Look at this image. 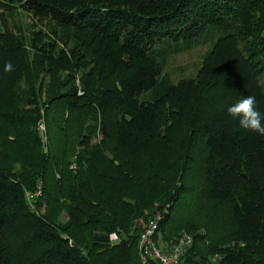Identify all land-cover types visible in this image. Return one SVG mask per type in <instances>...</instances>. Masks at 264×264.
I'll return each mask as SVG.
<instances>
[{"label":"trees","instance_id":"trees-1","mask_svg":"<svg viewBox=\"0 0 264 264\" xmlns=\"http://www.w3.org/2000/svg\"><path fill=\"white\" fill-rule=\"evenodd\" d=\"M6 1L48 16L71 33V56L63 51L65 63L58 64L54 56L48 62L54 85L62 69L91 64L81 79L83 93L73 83L45 104L46 152L42 135L36 130L28 133L30 109L12 113L0 106V117L14 132L23 127L26 142L32 144L28 137L33 136L38 144L25 180L0 164V264H160L140 256L137 242L142 227L134 223L148 214L147 222L157 211L163 214L154 235L160 249L166 251L184 233L191 235L180 264H264V133L242 128L227 111L248 93L264 113V0ZM204 43L213 49L204 56L197 78L174 83V97L168 95L167 80L160 77L165 59ZM1 44H6L2 37ZM20 54L13 45L0 50L3 88L14 85L17 72L29 66ZM7 61L12 71L4 70ZM95 76L101 85L95 84L89 96ZM222 84L229 93L221 97L226 102L219 106L223 114L215 104L205 115L203 109L193 107L194 92L203 103ZM143 94L149 96L142 99ZM169 101H174V179L185 165L180 157L186 159L185 151L198 133L207 151L205 189L226 204L231 229L214 217L211 223H176L174 236L165 237L173 203L166 201L164 210L165 204L154 206V202L160 198L155 189L168 179L162 169L170 158L154 161V148L159 142V103ZM73 113L86 119L85 129L83 123L70 129L67 122ZM96 134L101 139L91 145ZM71 136H78L74 142L78 149L69 147L74 145ZM133 145L140 149L128 156L126 149ZM142 155L145 166L140 168ZM39 187L40 195L30 201L27 192ZM189 188L183 179L174 186V211L180 191ZM53 192L61 193L64 200ZM40 201L64 211L81 234L72 237L41 217ZM112 232L118 235L117 242L110 241Z\"/></svg>","mask_w":264,"mask_h":264},{"label":"rangeland","instance_id":"rangeland-1","mask_svg":"<svg viewBox=\"0 0 264 264\" xmlns=\"http://www.w3.org/2000/svg\"><path fill=\"white\" fill-rule=\"evenodd\" d=\"M1 37L4 39V43L6 41V44L4 46L1 44L0 50L13 45V49L20 51V56L25 57L29 61V66L23 65V69L17 72V75H20V73L22 75H18V80L11 87L3 88V84L0 82V106H6V109L11 110L12 113H18L21 109H30L29 113L31 116L27 117L29 119L27 121L29 125L27 126L28 133H33V130H36L42 135L41 146L44 149L43 151L46 152L49 133L43 115L45 104L53 94L62 92L73 83L77 86L79 93H83L81 79L82 77L86 78L85 73L89 70L91 63H88L86 66L82 64L76 68L71 66V68L62 69L59 72V77H57L56 85H54L51 69L48 68V62L50 57L54 56L56 62L62 64L64 62L63 51L66 56H71L72 51L70 50L73 47L71 33H65L48 16L34 14L22 8L10 6L6 0H0ZM211 49L213 48L210 43L198 44L190 49L172 54L165 59V62L160 67V77L167 80L168 95L171 96L174 93V83L185 78H197L203 58ZM83 57L85 62H89L87 54H83ZM228 78L231 79V75ZM90 81L92 89H89L87 93H89V96H93L94 85H101V82L100 79H97V76ZM262 82L263 79H261V84ZM195 94L196 92L193 93L191 102L193 103V107H197L199 110L203 109L202 114L211 113L210 110L214 109L212 108L214 104L217 105L216 111L219 114L224 113L225 110L220 109V107L224 106L226 102H222L221 97L229 96V93L228 95L226 93L225 85L218 86L215 93L210 96V100L206 98L204 100L209 101H202L203 103H201ZM247 95L248 93H246ZM147 96L149 94H143L141 98L143 99ZM172 96L174 97V94ZM215 99L217 100L215 101ZM225 101H227L226 98ZM256 107H258L257 104ZM159 108L156 120L157 124H159L156 132L159 142H157L154 148V161L166 162L170 159L167 161L166 168L162 169L165 175H168V179H164L162 184L155 189V192L159 193L160 198L159 200H155L154 206L165 204L163 207L165 209L167 208L166 201L173 203L171 214L165 224L166 239L169 235L174 236L176 223H179V226H183L181 224H185V226L191 225L192 223H199L204 220L211 223L214 217L219 219L220 225L231 229L233 223L227 222V219L230 218V213H228L227 208L225 209L226 206L224 207L226 204L213 199L205 189L207 167L204 156L207 151L204 143L199 140L198 133L195 134V138L185 151L186 159L185 155L182 158L180 157L185 162V165L180 168L182 171L180 179L177 176L174 179V101L167 103L160 102ZM72 116L69 122H67L70 125V129L75 126L79 127L80 123H83V129H85L88 123L86 119L80 114L75 115L73 113ZM209 117L211 116H204L202 118L207 119ZM40 122L44 125V129L39 126ZM179 126L180 124L176 127V133L179 131ZM22 131L26 130L20 127L18 131L14 132L12 126L3 117H0V164H5L8 168L12 169L18 178L25 180L27 173L30 171L28 164L34 159V154L36 155L37 153L35 145L38 144L34 142L35 138L32 135V137H28L32 144L26 142V137L22 135ZM99 139H101L100 134L92 135L90 138L91 145H94ZM71 140L73 142L71 141L70 144L79 141L78 136L73 139L71 136ZM77 145L81 144L77 143ZM69 147H72L74 150L79 148L75 143L74 145H69ZM139 149L140 147L133 145L129 149H126V153L128 156L135 155V152ZM142 157L143 155L138 159L140 160L138 161L140 168L145 166V162L143 164V160H141ZM71 167L74 168L73 165ZM182 179L184 184L186 183L190 188L180 191L178 196L181 200L176 202V209L174 211V186H178ZM144 182L146 189L150 190L151 181L147 179ZM53 194L54 197L61 201L64 200L61 193L53 192ZM127 200L130 202L134 201L131 199ZM38 212L41 217L58 226L60 231L69 233L72 237L81 234L80 230L73 225L64 211H59L56 207L49 206L47 203L40 201ZM147 217H149L148 214L144 218L137 217L134 223L143 227ZM222 231L226 233L224 229ZM83 244H86V242H83Z\"/></svg>","mask_w":264,"mask_h":264},{"label":"built area","instance_id":"built-area-1","mask_svg":"<svg viewBox=\"0 0 264 264\" xmlns=\"http://www.w3.org/2000/svg\"><path fill=\"white\" fill-rule=\"evenodd\" d=\"M39 126L44 129L42 122ZM41 193L40 187L34 192H27L29 200L32 202ZM31 203V202H30ZM165 210V209H164ZM163 218L161 211L154 213L147 222L144 223L138 237V250L142 259L145 258H155L160 264H180V257L184 252L186 245L191 240V235L184 233L173 242L166 251L160 249L154 240V235L158 229L159 223ZM109 239L111 242H117L119 240L118 235L115 232L109 234Z\"/></svg>","mask_w":264,"mask_h":264},{"label":"clouds","instance_id":"clouds-1","mask_svg":"<svg viewBox=\"0 0 264 264\" xmlns=\"http://www.w3.org/2000/svg\"><path fill=\"white\" fill-rule=\"evenodd\" d=\"M11 61L4 64L5 71H12ZM228 113L238 118L239 125L249 131L264 133V113L256 107V98L247 95L227 108Z\"/></svg>","mask_w":264,"mask_h":264}]
</instances>
